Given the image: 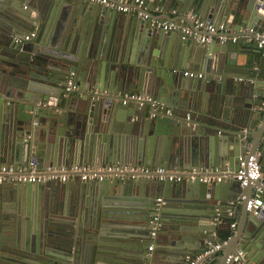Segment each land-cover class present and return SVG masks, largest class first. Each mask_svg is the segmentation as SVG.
I'll return each instance as SVG.
<instances>
[{"label":"water","instance_id":"1","mask_svg":"<svg viewBox=\"0 0 264 264\" xmlns=\"http://www.w3.org/2000/svg\"><path fill=\"white\" fill-rule=\"evenodd\" d=\"M148 1L162 6L163 21L193 27L188 15L198 12L231 32L224 42L214 35L198 43L82 0H0V166L237 172L241 158L256 154L262 165L264 82L236 83L223 97L208 74L239 76L240 57L247 67L248 55H262L264 0ZM34 30L32 41L15 44ZM185 69L204 78L184 77ZM70 73L78 90H66ZM105 91L158 104L124 105ZM254 192L235 180L2 184L0 264H187L224 240L221 255L207 261L225 264L244 251L245 264H264V207L246 208ZM158 198L163 227L149 251Z\"/></svg>","mask_w":264,"mask_h":264},{"label":"built area","instance_id":"2","mask_svg":"<svg viewBox=\"0 0 264 264\" xmlns=\"http://www.w3.org/2000/svg\"><path fill=\"white\" fill-rule=\"evenodd\" d=\"M89 4L102 5L113 11L133 14L145 21H149L151 28L161 30L164 32H182L184 38L191 39L198 43H210L214 35H218L221 41H226L225 34L231 32V26L228 23H217L210 19H203L198 12H191L188 19L193 22V27L187 25L182 20L179 24L175 20L163 21L158 15L162 13V8L152 7L148 0H84ZM161 9V10H160ZM173 16L178 15L176 10L171 11ZM154 15V17L152 16ZM37 36V31H31L25 35L15 36L14 42L17 45L32 41ZM258 47L262 50L264 58V35L258 41ZM258 71V69H256ZM184 76L189 78L203 79L204 74L194 71L184 72ZM67 91H75L79 86L75 82V74L70 73ZM243 81V78L239 79ZM252 81V79H249ZM96 94L100 92L94 90ZM106 96H116L118 101L122 104H138L141 107L146 105L155 106L158 103L151 97L141 93H119L113 94L108 91L102 92ZM47 105V103H44ZM240 169L235 172L229 167L213 169L192 168L190 170L173 171L167 167H144V166H130V165H102L99 167H89L73 165L69 169L47 168L43 171L36 169L31 165L28 168H19L0 166V185L2 184H45L48 182H61L80 180L82 182H104L106 180H117L125 182L129 180H137L140 178L157 179L159 181H168L171 183H180L183 181H196L202 183H221L227 180H235L240 183L242 188L254 186V196L247 201L246 208L250 213H257L264 207V172L263 167L259 163L256 155L250 156L246 159H240ZM163 200L158 198L153 207V214L150 219V235L151 240H155L158 233L163 227L161 219V206ZM235 227V224H232ZM227 243L226 240L222 242H211L203 254L188 259V264H207V259L219 253L223 246ZM154 248L153 244L149 247V251ZM247 253L239 251L228 257L225 264H245L247 261Z\"/></svg>","mask_w":264,"mask_h":264},{"label":"crops","instance_id":"3","mask_svg":"<svg viewBox=\"0 0 264 264\" xmlns=\"http://www.w3.org/2000/svg\"><path fill=\"white\" fill-rule=\"evenodd\" d=\"M70 1L77 3L81 0H70ZM82 1H84V0H82ZM160 8H162V6H160ZM158 15L161 17L163 15V12L159 13ZM170 16L172 18H178L179 17V15L173 16L171 12H170ZM210 20H213V19H210ZM216 20L217 19L214 17V21H216ZM248 57H249L250 61H252V62H251V65L247 66V67L243 66L244 62H245L244 57H240V59H239V63H238V66H239L238 74H239V76L225 77V76H222L221 74L219 75L218 73H209L208 74V76L213 77L214 80H218L217 84L221 85L220 87H222L221 91H223V93H224L223 97H228L229 95H232L230 88L234 87L236 85V83L242 82L239 80L240 78H243L244 79L243 81H245V82L248 81L249 79H252V81H256V82H261V83L264 82V74L260 73L261 71H264V58H263V56L261 55L260 57L253 58L252 56L248 55ZM253 69L254 70L258 69V71H252ZM186 71L200 72L203 74L205 73L204 71H201V70L185 69L184 72H186ZM184 77H186V76H184ZM261 90H263V88H261ZM261 90H259V93L261 92ZM256 156L258 157V156H260V154H256ZM262 166H264V159L262 162ZM71 182L74 184L83 183L80 180H74V181L72 180ZM67 183H70V181L66 182V184ZM231 224H237L236 217L231 220ZM156 238L158 239V236ZM157 239L151 240V242L153 243V242L157 241ZM153 246H154V243H153ZM220 255H221V253L218 254V256H220ZM187 262H188V260H187ZM207 264H216V259L210 258V260L207 262Z\"/></svg>","mask_w":264,"mask_h":264}]
</instances>
